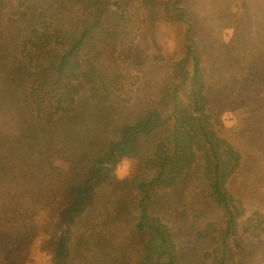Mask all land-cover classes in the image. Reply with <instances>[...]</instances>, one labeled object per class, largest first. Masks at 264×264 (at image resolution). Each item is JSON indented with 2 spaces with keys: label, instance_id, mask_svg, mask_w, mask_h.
Listing matches in <instances>:
<instances>
[{
  "label": "trees",
  "instance_id": "obj_1",
  "mask_svg": "<svg viewBox=\"0 0 264 264\" xmlns=\"http://www.w3.org/2000/svg\"><path fill=\"white\" fill-rule=\"evenodd\" d=\"M153 1L0 0V264H264V0H175L160 77Z\"/></svg>",
  "mask_w": 264,
  "mask_h": 264
},
{
  "label": "rangeland",
  "instance_id": "obj_2",
  "mask_svg": "<svg viewBox=\"0 0 264 264\" xmlns=\"http://www.w3.org/2000/svg\"><path fill=\"white\" fill-rule=\"evenodd\" d=\"M175 0H154L153 1V9H152V15L150 16V20L157 21L158 23V30L161 32L163 36H160L162 41L160 39L155 38V36L152 37V60L156 64V67L153 68V73L160 77L163 74L164 68H165V59H173V56L178 54L180 52V36L178 35V29L177 25L174 21L177 20V13L172 7V3ZM122 5L125 7L126 10H129V18H128V25L130 27H135L136 29L142 25L143 20V9H142V0H121ZM237 30L236 29H226L223 31V40L226 46L231 47L237 40ZM168 41L166 43L164 38ZM164 42V49L160 47V44ZM131 167L129 170L125 172L122 178L126 176L127 173L131 171ZM245 174V173H244ZM116 177H121L118 175V169L116 171ZM242 178H238L236 183L239 186V191L244 189L241 186ZM234 184V186H235ZM245 193V191L243 192ZM260 191L257 188L251 189L250 192L247 194V197H245L244 194L241 195V197L244 200H247L249 198H253L255 201L258 200V195ZM34 255L35 257L32 258L28 264H44L45 261V255L40 254L36 248H34Z\"/></svg>",
  "mask_w": 264,
  "mask_h": 264
},
{
  "label": "clouds",
  "instance_id": "obj_3",
  "mask_svg": "<svg viewBox=\"0 0 264 264\" xmlns=\"http://www.w3.org/2000/svg\"><path fill=\"white\" fill-rule=\"evenodd\" d=\"M131 167V162L125 158L122 165L118 168V175L122 178L127 170Z\"/></svg>",
  "mask_w": 264,
  "mask_h": 264
}]
</instances>
